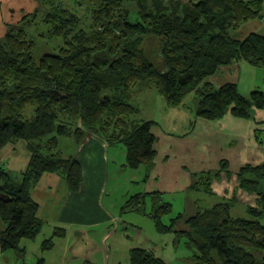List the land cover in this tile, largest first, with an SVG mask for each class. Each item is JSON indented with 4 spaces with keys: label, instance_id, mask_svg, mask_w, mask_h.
Instances as JSON below:
<instances>
[{
    "label": "trees",
    "instance_id": "obj_1",
    "mask_svg": "<svg viewBox=\"0 0 264 264\" xmlns=\"http://www.w3.org/2000/svg\"><path fill=\"white\" fill-rule=\"evenodd\" d=\"M91 1L95 7L89 31L79 28L78 17L61 5L45 14L49 34L61 37L63 45L38 62L33 58L35 42L25 29L32 23L28 15L0 38V149L23 141L29 153L27 166L18 173L0 164V219L6 225L0 230L1 250L22 254L21 240L34 239L41 231L44 221L31 191L43 174L55 173L70 191H79L81 163L76 155L63 153L60 139L76 146L86 136L106 146L122 144L124 166L152 169L155 122L137 118L134 88H153L173 108L193 93L195 117L207 120L227 112L249 118L264 107L262 90L243 95L235 83L216 87L209 80L220 67L240 60L264 69V35H238L245 23L261 17L264 0ZM133 11L135 22L129 19ZM145 39L160 53L161 68L146 57ZM224 170L222 161L219 168L192 172L191 188L212 193L211 181ZM237 175L239 186L258 194L264 204V164L242 167ZM159 193L134 194L121 208L142 211L149 195L157 230L185 236L195 248L197 264H264L260 220L230 216L228 202H221L187 209L163 225L160 215L170 204ZM65 235L63 227H56L41 248H52V238ZM129 264L168 263L152 250L134 247Z\"/></svg>",
    "mask_w": 264,
    "mask_h": 264
},
{
    "label": "crops",
    "instance_id": "obj_2",
    "mask_svg": "<svg viewBox=\"0 0 264 264\" xmlns=\"http://www.w3.org/2000/svg\"><path fill=\"white\" fill-rule=\"evenodd\" d=\"M241 30L243 31L240 37L250 32L264 35V3L261 17L245 23ZM257 68L262 67L251 66L242 60L236 61L231 65L220 67L210 77V82L212 77L218 79L224 77L227 80L222 84L235 83L243 95H249L254 90L260 89L255 84ZM241 69L244 71L242 78ZM243 90L245 92H242ZM162 104L165 109V114L161 118L162 123L153 120L155 127H152V132L156 136V156L153 167L147 172L145 178L146 192L180 191L187 194L192 190V172L219 168L223 161L226 163V170L211 181L212 193L202 191L218 199L213 205L227 203L236 197L246 206L255 205L258 194L242 189L239 186L237 173L247 165L264 164V107L255 109L249 118L235 117L227 112L219 119L207 120L195 117L192 108L184 105L173 108L167 107L164 101ZM59 146L66 155H76L81 163L83 180L80 189L78 192L70 191L67 181L61 176L55 173L43 174L38 184L32 189L31 195L38 204V216L44 221V225L34 239L21 240L22 254L12 249H0V264H45L49 258L55 260L53 264H58V261L59 264H70L68 261L57 260L58 257L67 258V244L64 245L62 252L57 253H54L53 247L48 250L41 248L42 242L51 236L56 227L67 229L66 235L59 237L65 241L71 232L83 234L80 232L83 229L90 234V227L105 228L107 224L114 222L113 212H110L103 204L99 205L100 196L104 197L102 194L106 177L101 160L106 158L107 146L95 137H88L74 148L69 141L60 139ZM95 155H99V160L95 158ZM28 159L29 153L23 141L8 144L0 149V164L14 173L24 170ZM87 169L92 170L88 176L92 174L89 177L91 179L87 176L86 180ZM129 179L135 184L134 175H131ZM89 185L90 190L87 191ZM262 189L264 190V185ZM203 197L187 196L186 204L187 207L189 206L187 209L195 210L196 201L204 200ZM87 198H90L89 201L97 207L93 205V209L86 208L83 213V203ZM92 220L95 222L93 223ZM5 228L6 225L0 219V230ZM89 243H92L91 239ZM96 250H101L97 243ZM76 264H81L79 259Z\"/></svg>",
    "mask_w": 264,
    "mask_h": 264
},
{
    "label": "rangeland",
    "instance_id": "obj_3",
    "mask_svg": "<svg viewBox=\"0 0 264 264\" xmlns=\"http://www.w3.org/2000/svg\"><path fill=\"white\" fill-rule=\"evenodd\" d=\"M55 5H61L74 13L79 19V28L86 31L91 29L92 11L95 7L91 0H0V38L4 36L10 26L17 24L24 16L28 15V19L31 18L32 23L29 26L27 25L25 29L28 36L35 42L34 61L38 62L44 54L57 52L59 47L63 45V39L51 36L49 34V24L43 21L45 14ZM136 18L137 15L133 11L129 19L131 22H135ZM241 31L243 30L240 29L238 31L240 36ZM149 40L151 39H145L142 42L146 57L156 67L161 68L163 63L161 55L156 50V46H152L153 44L149 45ZM257 71L255 84L257 88H260L259 90L264 92V70L263 68H257ZM240 72L242 78L244 71L241 69ZM225 80L227 79H224V77L220 79L217 77L211 78V82L216 87L220 86ZM241 86L240 89L242 90ZM242 92L245 91L243 90ZM133 95L132 104L139 109L137 115L139 120H155L162 123L161 118L165 114L162 96L153 88L140 90L134 88ZM184 106L187 108L196 106V99L193 93L184 100ZM85 138L88 139V136ZM72 147L74 148L76 145L72 144ZM106 149V158L101 160L102 168H104L103 172L106 175L102 194L104 197L100 196L99 205L103 204L110 212H113L115 220L113 223L107 224L105 228L95 229L90 227V234L83 229L80 231L83 234L71 232L65 240L66 242L57 236L53 237L52 247L55 250L54 253L62 252L65 244L68 246L67 258L58 257L57 260L68 261L70 264H76L77 259L80 260L81 264L82 262L83 264H129V250L134 247L144 248L145 246V248L152 250L156 256L163 258L168 264H197L194 261L195 248L187 242L185 236L176 237L173 232L157 230L155 221L150 215L153 210V203L149 195L144 198L142 211L121 208L129 198L127 196L135 194V192L143 194L152 192H146L147 187L144 184L146 182L147 169L145 166H140L136 169L124 166L126 151L122 144L107 146ZM83 158L85 160V157ZM95 158L99 160V155H95ZM89 172H92V170L87 169L85 173L86 180ZM91 174L88 178L91 177ZM131 175L135 176V184L130 182L129 178ZM89 190L90 185L87 191ZM159 192L158 195L161 201L170 204L168 205V211L160 215L163 225H168L172 218L186 212L188 208L186 204L187 196L190 198H201L204 196V200L196 201L197 210L209 208L218 200L214 198L215 196L206 194L202 190L192 189L187 194L180 191ZM89 199L87 198L83 203V213L86 208L88 210L93 209L94 204ZM228 204V214L230 216L258 219L264 225V204L258 199H256L255 205L252 206H246L245 203L237 200V197L236 199H230ZM251 209L256 212H252ZM92 222L94 223L95 221L92 220ZM89 238L92 243H89ZM96 243L101 248L100 251L96 250ZM53 261L55 260H50L49 258L45 264H53Z\"/></svg>",
    "mask_w": 264,
    "mask_h": 264
}]
</instances>
